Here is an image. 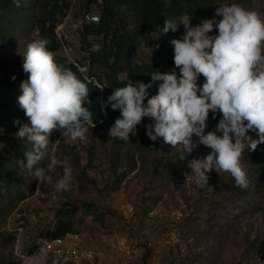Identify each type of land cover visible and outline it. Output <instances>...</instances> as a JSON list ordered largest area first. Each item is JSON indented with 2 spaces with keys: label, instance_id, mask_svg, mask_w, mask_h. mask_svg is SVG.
Instances as JSON below:
<instances>
[{
  "label": "rangeland",
  "instance_id": "rangeland-1",
  "mask_svg": "<svg viewBox=\"0 0 264 264\" xmlns=\"http://www.w3.org/2000/svg\"><path fill=\"white\" fill-rule=\"evenodd\" d=\"M60 1L57 25L65 23L66 39L56 50L45 38L47 48L56 63L66 59L67 63L85 64L89 54L98 51L99 42L89 39L88 44H82L79 32L86 15L98 16L99 7L91 4L86 12L87 0ZM232 4L255 10L264 19V0H223L208 6L207 13L213 12L212 18L216 7ZM217 33L214 28L210 35ZM41 38L38 31L17 28L11 39L0 38V57L22 64L28 44ZM79 69L87 71L81 62ZM173 70L179 74V69ZM98 77L107 84L103 74ZM157 92L158 88L150 95ZM15 111L11 108L0 116V133L10 129L12 136L0 143V150L23 140L15 134L29 120H20ZM102 114L106 116L104 110ZM220 116L217 112L213 119L210 112L207 124H217ZM150 123L153 121L147 118L138 125L144 136L125 145L115 144L114 138L108 137L110 123L100 130L89 129L91 135L85 140L73 141L62 134L54 139L53 130L44 160L49 164L48 153H54L71 167L68 190H56V181L64 171L56 166L49 173L52 182L36 191L39 182L26 169V158L21 155L14 173L17 188L23 191L7 194L0 183V196L13 199L5 204L0 219V264H62L56 253L47 250L44 242L50 240L44 235L55 229L58 213L65 209H76V218L84 220L81 226L76 225L78 234L66 236L68 244L80 250L77 264H264V163L255 152L246 150L242 155L241 167L253 184L245 198L236 196L237 185L228 172L213 169L207 173L208 186H200L188 161L203 159L211 150L193 135L195 154L181 160L192 152L187 154L159 139L150 140L146 135ZM158 170L161 174H156ZM110 186L117 191L111 193ZM16 194L28 196L18 200ZM87 207L95 208L104 219L94 220Z\"/></svg>",
  "mask_w": 264,
  "mask_h": 264
},
{
  "label": "clouds",
  "instance_id": "clouds-1",
  "mask_svg": "<svg viewBox=\"0 0 264 264\" xmlns=\"http://www.w3.org/2000/svg\"><path fill=\"white\" fill-rule=\"evenodd\" d=\"M191 21L185 13L179 23L166 19L160 29L161 35L178 31L181 24L185 29L182 38L170 41L179 74L176 70L153 71L149 83L130 80L127 84L128 73L117 74L123 86L116 87L105 104L121 115L108 137L129 141L130 134L136 135L137 126L149 118L153 121L146 126L150 140L159 139L190 154L196 146L195 135L199 144L211 150L203 159L188 161L198 185L208 186L207 173L215 169L230 173L238 187L247 188L250 182L241 157L246 150L254 152L264 144V19L255 10L232 4L216 7L214 17L195 26ZM214 28L218 33L210 35ZM47 44L43 38L33 40L23 55L22 68L28 78L20 84L17 99L29 123L20 126L15 135L33 146L24 156L26 169L39 182L36 191L52 182L49 173L56 166L64 171L55 188L63 191L68 190L72 177L67 163L48 153V165L34 166L45 158L53 130L73 141L85 140L96 124L86 106L91 103L86 83L58 65ZM199 76L205 78L200 86ZM156 81L160 82L158 92L150 95L148 90ZM210 112L213 119L217 112L221 116L215 130L205 133ZM250 131L256 138L248 135Z\"/></svg>",
  "mask_w": 264,
  "mask_h": 264
},
{
  "label": "trees",
  "instance_id": "trees-1",
  "mask_svg": "<svg viewBox=\"0 0 264 264\" xmlns=\"http://www.w3.org/2000/svg\"><path fill=\"white\" fill-rule=\"evenodd\" d=\"M15 1L0 0V38L11 39L17 28L38 31L41 37L50 40L54 49H60L61 45L56 39L54 30L59 20L61 1L19 0L20 3ZM220 1L223 0H87L86 12H89L88 8L91 4L99 7L100 11L96 16L98 20L95 23H87L84 19L82 30L79 32L80 41L82 44H88L89 39H96L99 42V49L89 54V57L85 59V64L79 61L81 66L87 68L85 72H82L74 64L67 63L66 59H61L57 64L71 70L88 87L90 92L88 100L91 103L86 106L93 112L92 119L96 124L93 129L91 127L89 129L100 130L106 128L109 123L112 127L115 120L120 118L119 110L114 111L110 104H105L114 89L123 86L117 80L118 73H128L129 80L124 81L125 84L130 80L149 83L151 72L167 73L175 68L171 56L173 46L170 41L180 39L185 29L181 24L178 31H169L167 34L161 35L160 29L163 28L166 19L179 23L181 16L187 13L192 18L191 23L195 26L201 20L211 18L213 12L207 13V7ZM122 6H126L124 10L121 9ZM87 15L93 14L88 13ZM157 44H159L158 49L156 48ZM79 62H77L78 65ZM0 74L2 76L0 77V116L10 112L11 108H15V112L19 113L20 120L26 119L17 98L21 94L20 84L28 78V74L23 71L22 64H11L1 57ZM99 74L106 77V85L102 81H98ZM96 80L99 85L95 82ZM204 82L205 78L199 76L198 86ZM159 83V81L153 82V86L148 90L150 94L156 91ZM103 110L106 112V116L102 114ZM5 119L10 120L8 117ZM146 121L147 118H144L142 123H146ZM13 125L10 124V127ZM215 125H208L205 133L214 131ZM55 131L54 139L61 134L60 131ZM10 133V129L1 132L0 143L12 138ZM136 133L134 136L130 134L129 141L114 138V143L125 145L139 136H144L138 130ZM248 135L256 138L254 132L250 131ZM27 142L26 139H23L15 146L0 150V183L4 184L2 188L7 194L15 192L19 188L16 183L18 176L14 173L17 167L16 160L25 152L32 150ZM254 152L259 161L264 163V144L259 145ZM194 154L195 151H192V154L187 155L183 160H188ZM46 165L48 163L43 159L34 167ZM156 174L161 173L158 170ZM110 187L112 188L111 193L117 191L114 189L115 186ZM235 190L238 198H245L246 193L253 190V184L249 183L247 188L237 186ZM17 191L23 190L18 189ZM27 196L28 194H21L17 199H24ZM9 199V196H0V219L5 211V204L13 201V199ZM76 211V209L60 211L58 224L55 229L44 235L45 238L53 240L69 234H78L80 229L76 228V225L81 226L84 220L76 218ZM87 212L94 216V220L102 221L104 219L103 214L97 212L93 207H89ZM213 220L212 218L211 221Z\"/></svg>",
  "mask_w": 264,
  "mask_h": 264
},
{
  "label": "built area",
  "instance_id": "built-area-1",
  "mask_svg": "<svg viewBox=\"0 0 264 264\" xmlns=\"http://www.w3.org/2000/svg\"><path fill=\"white\" fill-rule=\"evenodd\" d=\"M85 18L87 23H95L98 20L94 15H87ZM64 28L65 23H60L56 25L54 30L55 36L63 46L65 38ZM73 64L79 67L78 63L74 62ZM66 239V236L63 238L59 237L50 241L46 240L44 243L47 245V250L49 252L56 253V255L62 259V264H77L80 260V250L76 245L68 244L69 242H67Z\"/></svg>",
  "mask_w": 264,
  "mask_h": 264
}]
</instances>
